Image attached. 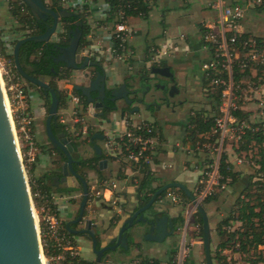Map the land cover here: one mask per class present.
I'll return each mask as SVG.
<instances>
[{
    "label": "built area",
    "instance_id": "obj_1",
    "mask_svg": "<svg viewBox=\"0 0 264 264\" xmlns=\"http://www.w3.org/2000/svg\"><path fill=\"white\" fill-rule=\"evenodd\" d=\"M43 1L49 7L54 5L80 14L82 24L84 22L89 26L92 23H97V20L102 17H110L109 26L107 25L110 43L107 49L108 54L107 56L96 54L98 60L104 58L107 61L110 58L124 60L130 54L128 42L133 37L134 30L129 22L132 15L127 12L139 10L141 1L146 4L149 2V0ZM178 1L185 3L188 0ZM207 7L212 11L213 16L212 19L202 22V39L208 49L209 57L201 67L205 80L204 93L209 99V103L205 110H200L199 118L202 122L212 120V126L205 131L196 130L194 134H190L186 130L187 142L176 141L171 143L168 149L171 153L182 151L194 158L191 166L197 171V176L191 191L198 203H202L208 197L228 188L226 182L221 181L224 178L220 170L223 156L225 162H230L233 165L242 164L244 158L236 154L234 148H240V144L245 142V136L249 131H257L259 124L264 125V102L260 100H264V97H261L264 94L255 96L259 89H264L262 81L264 35L241 30L242 21L249 13L264 11V0H209ZM142 13L141 10L138 11V15L142 16ZM62 30L63 27L60 26V32ZM29 31V28L25 26L24 29L18 31L17 35L27 36ZM15 36L4 35L0 29V43L9 56H13V46L17 40ZM166 54V48L151 47L146 62L148 64L158 63L161 57ZM9 56L0 58V73L4 78L2 83L6 91L11 94V100L8 98L7 100L14 116L16 126L14 131L18 133L19 139L21 138L25 142L27 149L25 155L32 163L35 159L31 156V151L32 149L36 150L37 147L33 132L34 118L27 103V82L17 72ZM235 68L240 72L249 69L253 76L256 75L255 72L258 68H261L262 73L257 77L256 82H251L249 79H242L238 82L234 78ZM63 96L65 100L57 111L58 122L63 126L67 136L82 146L90 147L91 135L97 126L89 121L87 104L82 102L81 96L74 91L73 87L65 89ZM217 96L219 101L212 109L210 102ZM251 102H254L257 108L250 106ZM258 110L259 117L253 114ZM238 111L248 113V115L238 116L236 114ZM195 112L193 111L191 114L195 115ZM11 120L13 124V119ZM122 120V129L98 126V132L103 135L99 146L102 151L100 159L105 158L107 163H118L129 171L135 181L145 172L155 175L153 166L156 163L162 168L172 166L171 163H163L160 160L163 151L167 149L164 139L153 122L137 121L133 116H125ZM90 149L92 148L90 147ZM182 168L183 170L187 169V165L183 164ZM87 185L86 214L91 213L97 204L108 206L115 218L125 212V207L114 196V191L117 188L116 182L97 173L94 182H87ZM30 196L31 201L32 199L38 201V205L33 207L44 264H77L78 259L81 258L80 248L65 229L60 214L75 200L78 199L80 202L81 188L80 192L74 194H70L66 190L38 189L34 194L30 193ZM162 197L172 205L184 206L182 197L176 188L167 189ZM190 204L186 209L187 213L182 216L179 239L173 254L167 255L164 259L136 254L126 264H196L191 259V255L195 250L196 243L199 242L202 245V239L197 241L191 237V227L195 225L192 213L196 207L191 201ZM234 248L237 252L239 251L238 244H234ZM226 253L227 247L220 250L223 263H225Z\"/></svg>",
    "mask_w": 264,
    "mask_h": 264
},
{
    "label": "water",
    "instance_id": "obj_2",
    "mask_svg": "<svg viewBox=\"0 0 264 264\" xmlns=\"http://www.w3.org/2000/svg\"><path fill=\"white\" fill-rule=\"evenodd\" d=\"M25 3L30 13L35 18L46 20L51 17L52 24L47 26L43 33L31 34L17 39L13 46L14 65L21 77L46 91L49 94L50 103L44 122V131L49 144L57 148L65 157V162L60 168L61 177L55 176V182H63L60 187L76 186L82 190V198L79 202L77 216L65 222V228L73 236H89L91 239V250L95 255V264H104L108 259L106 251L120 247L124 252L130 250V242L134 239L142 238L147 242L160 243L173 232V222L168 213H163L161 208L156 207L158 198L169 188L182 190L189 201L196 207L202 218V246L206 264H213L211 258V230L207 212L201 203H198L191 189L183 182L174 180L161 185L152 194L143 206L127 214L119 225L115 235L111 236L108 242H103L110 227H104L101 222L86 216V205L88 199V185L86 180L75 168V160L71 153L78 150V144L64 132L55 134L52 124H56L59 98L55 88L50 86V76H33L26 73L19 63V49L25 42L48 44L51 37L57 33L58 20L60 18L76 17L74 12L60 8L53 9L45 4L43 0H20ZM82 22H75V27L68 31V43L58 48V54L54 56V62L63 63L68 69H83L87 66H99L96 60H91L89 55L80 54V39L82 36ZM83 60L81 63H79ZM53 71V68L51 69ZM152 73L162 76H172L168 66L152 67ZM106 73L98 71L96 77L86 84H72L74 90L82 94L86 100L88 114L98 120L99 124H110V115L116 112L121 113L123 118L124 109L118 105L122 100L125 105L139 103L140 98H131V92L126 82L115 84L110 88L109 101L113 103L108 107L103 105L106 93ZM134 86L133 89H135ZM137 89V88H136ZM97 92L96 97H92L91 92ZM137 93L133 90L132 93ZM106 110V111H105ZM138 110L135 108L133 111ZM96 111L100 113L97 114ZM95 112V113H94ZM103 135L96 132L91 136L92 148L95 155L101 156L102 151L95 140H101ZM107 160L98 161L99 169L105 168ZM95 213V209L93 210ZM161 213H163L161 215ZM161 215V216H160ZM108 241V240H107ZM41 246L39 244L37 227L32 212V202L30 190L23 168L19 152L16 147L15 138L12 131L10 117L8 114L5 95L0 79V264H42ZM109 264V263H107Z\"/></svg>",
    "mask_w": 264,
    "mask_h": 264
},
{
    "label": "crops",
    "instance_id": "obj_3",
    "mask_svg": "<svg viewBox=\"0 0 264 264\" xmlns=\"http://www.w3.org/2000/svg\"><path fill=\"white\" fill-rule=\"evenodd\" d=\"M209 0H188L187 2L183 3V8H186L190 6V4L194 5L195 12L199 10L202 12L203 10H206L207 7V2ZM169 0H149L147 7L149 9L148 11V16L144 17L143 15H132L129 19L130 25L132 26L134 30V35L133 37L129 40L128 46L130 48V54L124 59V60H117L110 58V60H106L104 58L99 59L97 58V55L101 56H107L108 52L107 49L110 45L109 43V31L107 25L109 24V17H102L99 20H97V23H92L91 24V30L89 28V33L85 37L86 43L85 45L79 46L80 47V54L81 56L83 55H89L91 60H97L100 63L103 64L106 76H107V84L109 87H113L115 84L119 85L123 82H132L133 77L138 73L140 70L144 69H150L152 67V64H148L147 58L149 54V49L151 47L155 48H166L167 49V54L161 57L160 61L158 63L153 64L155 67H163V66H168L170 69L171 74L175 75L178 79V86L180 87V91L183 92V96L185 97V104L184 108L181 112L178 110L174 113L173 115V123H164L161 120H158L152 116H149L147 114H136L133 117L136 118V116L146 115L149 116V118H143L141 120H148L150 122H153L156 126V128L159 130V133L161 137L165 141V148L167 150H164L162 155L160 156V160L163 161V163H171V167L167 168H162L160 165H154L153 168L155 169V175H153L155 178V181L152 182L153 186H156L160 184V182L166 183L168 181H180L183 182L182 179H177L176 176L167 180L165 178V174L163 175L162 173L164 171H185V172H190V173H195L194 180L197 176V171L195 170L194 167H192V161L194 158L192 156L186 155L182 151H176L175 153H171L168 151L170 144L176 142V141H182V142H187V135H186V126L185 122H187L190 114L193 111H200V110H205L207 107V104L209 103V99L206 97L204 93V85H205V80L203 76V70H202V63L208 59L209 53L208 49L206 47V44L203 42L202 39V22L205 20L202 18L197 20L196 17H192V14L188 17L189 19L186 21H183L181 18H179L178 21L179 23H169L166 20L165 14L168 12L169 8ZM160 6V11H161V16L156 19L157 24L159 25V29H149V22L151 19V14L152 11L159 8ZM246 18H249V14L247 15ZM245 18V19H246ZM242 23L244 22V20ZM201 20V21H200ZM183 21V22H182ZM191 25V26H189ZM109 26V25H108ZM242 26V25H241ZM256 27L257 24H254ZM96 29L97 32H95L93 29ZM1 30L3 28H0ZM244 32L248 33H256L257 31H252V30H245L242 29ZM258 32H261L262 29H257ZM4 35H8L10 37H13L15 33L18 34V31H13L11 34L10 32L2 31ZM99 33V34H97ZM101 35L100 38L96 39H91L93 38V35ZM261 34V33H259ZM258 34V35H259ZM17 39L21 38V36L16 35ZM91 37V38H90ZM54 41H57L56 37L52 38ZM97 54V55H96ZM104 59V60H103ZM77 79H75L74 82L82 81L80 76H82V72L79 70L74 71ZM72 75V74H71ZM168 77V76H166ZM62 82H66L67 80L65 79H60ZM85 81V80H84ZM86 82V81H85ZM190 83L195 85L193 87V90L189 88ZM199 89L200 96L204 98V105L203 106H198L197 108H191L189 102V97L187 95L188 92L193 93L194 89L196 90ZM35 93H32L34 92ZM40 93L37 89V87H32L28 86V106L29 110L31 111L33 115V120L35 121V124L37 127L39 126L40 120L44 117L45 114V98L40 95L41 97H38V94ZM197 95V94H195ZM38 98V104L34 105L32 104V99L31 97ZM180 96H176L178 98ZM199 96L196 97V99ZM122 104V100L118 101V105ZM60 109V108H59ZM191 110V111H190ZM121 113L116 112L114 114L110 115L111 122L110 124H99L98 120L94 119L93 117L89 116V121L92 124H95L97 128L92 132V135L96 132H98V126L101 125L102 128H109V129H122L123 128V118L121 117ZM46 118V116H45ZM136 120V119H135ZM139 121V120H137ZM170 129L172 130L170 133ZM38 130V129H37ZM91 135V136H92ZM47 141V139H46ZM101 141V140H100ZM38 144L36 145L38 148L34 152V162L28 163V168L31 169V174L33 175L34 178H40L44 174H48L50 172V163L54 159L49 151V146L46 144L47 142L37 140ZM97 143V140H96ZM98 144V143H97ZM100 146V144H98ZM78 144L79 148L85 147ZM91 147V145H90ZM89 150L90 148L87 147ZM92 151V150H91ZM94 153L91 152L92 156ZM183 164L187 165V169L183 170L182 166ZM58 170L57 165L53 167L52 170ZM101 173L99 175H104L114 182L117 183V188L114 191V196L120 202L124 207H125V212L120 216V217H114L113 212L110 217L107 219H104L101 217L100 214L93 213V211L89 214H86L87 217L94 218L95 221L101 222V224L105 227L107 226V223L110 219L112 220H123L124 218L127 217V214L131 213L133 208L138 205V201L136 199V183L138 180L141 178L139 177L136 179L137 181L134 180V178L130 175L129 171L127 169H124L121 165L118 163H111L108 162L105 168L100 169ZM236 170V169H235ZM60 172V170H58ZM237 171V170H236ZM184 173V172H183ZM185 181H189L186 180ZM186 184V182H183ZM162 184V183H161ZM195 182L193 183L192 187L194 186ZM192 189V188H189ZM38 190V189H37ZM51 190L54 191H59V190H64L58 183L53 184L51 187ZM106 195H108V192H106ZM73 206V205H72ZM79 206V204H78ZM76 206V208L78 207ZM103 210H111L108 206H100ZM180 205H168L167 212L170 216H177L178 213H180L179 210ZM74 206H73V212H68V214L64 215L66 213V210L62 211L60 216L63 219L64 225L65 222L68 220H72L77 216L76 210L74 211ZM96 209V208H95ZM183 216V215H182ZM115 222V221H114ZM111 223V224H112ZM121 223H113V225H110V231L107 232V236L104 239L103 242H106L111 236L115 235L117 232V229ZM71 236L73 237V240L75 242L78 241L76 237H74L72 234ZM134 242L136 243L132 249V256L135 254L145 256V257H154L156 259H164L167 257V255L170 252H164V255L162 256H157V255H148L143 253L142 248L148 247L149 251H159V248L155 244L151 243H145L142 244L139 239H134ZM90 244V243H89ZM79 247V246H78ZM131 256V257H132ZM86 259V258H85ZM93 259V258H91Z\"/></svg>",
    "mask_w": 264,
    "mask_h": 264
},
{
    "label": "trees",
    "instance_id": "obj_4",
    "mask_svg": "<svg viewBox=\"0 0 264 264\" xmlns=\"http://www.w3.org/2000/svg\"><path fill=\"white\" fill-rule=\"evenodd\" d=\"M53 9H58L57 6L52 5ZM143 12L142 15L144 17L148 16V7L146 2H142L139 5V10L136 11H129L127 12L130 15H138V11ZM9 11L11 16L16 20L17 23L21 25L20 28L24 29L25 26L29 28V33L26 35L31 34H39L43 33L46 29V24H38L35 21V18L30 13L28 7L25 3L20 2V0H12L9 1ZM80 21L82 22V17L80 14ZM110 19V17H109ZM74 20L73 18H67L66 20H62L65 31L58 33L59 41L62 45H66L68 43V31L71 28H74V25L70 23V21ZM89 25L83 22L82 25V36L80 39L79 46L85 45L86 40L85 37L89 33ZM203 28V27H202ZM55 43L56 41L46 43H35L32 41L25 42L21 45L19 49V63L22 67V69L33 76H40V75H49L50 76V86L55 88L57 91V96L59 98V105L60 108L63 104L65 98L63 96L62 90H60L56 84V80L65 79L68 78V72L69 70L63 63H56L54 62V56H56L55 52ZM6 56H9L5 53L4 48L2 47L0 43V58H5ZM14 64V57L9 56ZM53 68V71L51 69ZM261 68H258L257 72H255L256 75L253 76V73L250 72L249 69H245L244 71H241L239 69H234V78L236 81H240L242 79H249L251 82H256L257 77L261 75ZM262 81L264 82V75L262 77ZM27 82V81H26ZM29 86L35 85L27 82ZM40 94L45 98V101L47 102L48 106L50 103V97L49 94L46 95V91L41 90L40 88H37ZM219 99L218 96L210 102V107L212 109L215 108L216 103H218ZM48 109V108H47ZM202 111V110H201ZM201 111H196L195 115L190 114L188 118V126L186 127V130L190 134H194L196 130L205 131L210 129L212 126V120H208L207 122H202L199 118V114ZM238 116H247L248 113H244L242 111H238L236 113ZM52 130L55 134H58V132H64L63 126L56 121V124H52ZM254 141L256 145H258V157L255 159L256 164L258 167L256 168V174H262L264 176V125L259 124V129L257 131H249L247 135L245 136V142L240 144L241 147H245L246 144H248L251 141ZM78 144V143H77ZM50 149V148H49ZM102 156H97L93 154L91 157L84 159L81 161L80 166H77L74 164V168L77 171H80L84 176V169L88 170H94L98 174L101 173V170L97 166L98 160ZM63 159H65L63 157ZM225 157L223 156L220 170L221 174L224 176V178L221 180L222 182H226V184L229 186L233 185L235 182L238 181L240 173L234 169V165L230 162L224 161ZM61 159H53L52 163L57 164L58 170L61 168ZM56 169L50 171L48 174L42 175L40 178H34L33 175L29 176V186L31 193L34 194V192L39 190H49L52 187L51 183V175L55 174ZM29 174H31V169L28 170ZM253 175H250L248 177V185H254L256 187V192H254L252 195H248V199L245 197L238 198V201L236 202V208L231 210L230 215L225 218L220 225L217 227V235L220 238V242L217 245V248L214 249L212 252L215 253V255L211 256L212 259L217 257V260H220L222 256L220 255V250L228 247V245H234L238 244L239 251L242 253H246L249 250H253L256 254L255 258L252 259L253 264H257L259 262L264 264V188L263 183L260 181H252ZM155 178L152 174L145 172L141 178L136 183V199L138 201V205H136L132 212L135 211L138 207L143 206L146 204V202L149 200V198L152 196V194L156 191L157 188H159L161 185H163V182H160V184L153 186L152 182L155 181ZM162 183V184H161ZM177 189V188H176ZM166 191V190H165ZM165 191L162 193V195L165 193ZM180 196L182 197L183 202L189 201L186 194L180 190L177 189ZM162 195L160 197H162ZM159 197V198H160ZM215 195H212L208 197L205 202H209L210 199L214 198ZM158 198V199H159ZM35 205H38L37 199H34ZM239 221L241 222L242 226L239 231H233L230 232L223 228L224 225H229L231 221ZM195 222L200 224V235L202 236V218L199 214V212H196L195 215ZM113 225V223L111 224ZM68 231V230H67ZM70 234V233H69ZM259 246H262V248L259 249ZM175 252V248L169 253L168 255H171ZM77 264H93L89 260H85L82 258L78 259Z\"/></svg>",
    "mask_w": 264,
    "mask_h": 264
},
{
    "label": "rangeland",
    "instance_id": "obj_5",
    "mask_svg": "<svg viewBox=\"0 0 264 264\" xmlns=\"http://www.w3.org/2000/svg\"><path fill=\"white\" fill-rule=\"evenodd\" d=\"M9 1H12V0H0V28H3L2 31L4 30V31H6V33L10 32V34H11L13 31H20L22 28H20L21 25L19 23H17L16 20L10 14ZM98 1L101 2V0H98ZM168 3H169V5H168L169 10L165 14V17H166V20L171 24L176 23V21H177V23H179L180 22V21H178L179 18H181L183 21H185V20L187 21L189 19L188 17L191 14H192V17H196L197 20H199V19L202 20V18L205 20H210V19H212V16H213L212 11L207 9V8H206V10H203L202 12H200L199 10H197V12H195L193 4H190V6L183 8V6H182L183 4L181 3V1L169 0ZM82 16H84V15H82ZM160 16H161V11H160V6H159V8L152 11L151 19L149 22V29L150 30L151 29H155V30L159 29V25L157 24L156 19H158ZM254 24H257V26L255 27ZM189 26H191V25H189ZM89 28L91 30V27H89ZM241 28L245 29V30H252V31H257V32H258L257 29H262V31L259 32L261 34H259L257 32L255 34L264 35V11L263 12H255L254 11V12L249 13V18H246L244 20ZM93 30L95 32H97L95 28ZM97 34H99V33H97ZM97 34H94L93 38H91V37L90 38L93 40L96 38H100L101 35L99 36ZM15 35H17V33H15ZM74 73H75L74 71L71 72L72 77L70 78V80L67 78L68 81H66V82H63V81L61 82L60 80H56V84H57L58 88L60 90H62V93L65 92V89L68 90L69 88H71L72 82L75 79H77L76 76H73ZM0 74H1V76H0L1 79L4 82V78L2 76V73H0ZM28 86L29 85L27 84V87ZM194 86L195 85L190 83V86H188V87L193 90ZM3 87H4V94L6 96V99L8 98L11 100V94L6 91L4 84H3ZM32 87H34V86H32ZM258 91L259 92L257 94H255L256 97L264 94V89H259ZM32 93H35V91ZM37 94H38L39 98L41 97L40 95H42L40 93H37ZM195 94H197V95H195ZM199 94H201V93H200L199 89H197V88H196V90L194 89L193 93H190V92L187 93L189 100H190L189 102H191L190 103L191 108H197L199 105L200 106L204 105V102H202V101H204V98L202 96H200ZM197 96H199V97L196 99ZM261 97H264V96H261ZM31 99H32V104H34V105L38 104V98H35L33 96V97H31ZM260 100L262 102H264L263 99H260ZM44 102H45V109H44L45 114H44V117L40 120L38 127L35 124V121L33 120L34 121L33 122V124H34L33 125V130H34L33 132L35 135L34 141H35L36 145L38 144V142H36L37 140L48 142V141H46V135H45V131H44V122H45V116L47 115L48 104L46 101H44ZM7 104H8V101H7ZM250 106L257 108L256 104L254 102H251ZM8 107H9V113H11V119H13V125H14V127H16L15 123H14V118H13L14 116H13V113L11 111V107L10 106H8ZM253 114L255 116L258 115L257 117L260 116L259 110ZM143 118H149V116L141 114L140 116H136L135 119L141 120ZM171 131L172 130L170 129L169 133ZM15 134H16V141H17L16 144H18L17 148H19L20 158H21L24 170H25V174H26V178H27V182H28V186H29L30 174L28 172L29 168H28L27 163H29L30 161L28 160V156L25 155L26 154L25 150H27L25 147L26 144L21 138L19 139L18 133L15 132ZM97 143L101 145L100 140H97ZM88 148H90V147H88ZM84 150H85V147L80 151L82 155L84 154V156L90 155L92 152L91 149L87 150V152ZM257 151H258V145H256V143H254L253 140L251 142H249L248 144H246L245 147L240 146L239 149L234 148V152L236 154H239L240 156H242L244 158V162L242 164H240V165L235 164L234 165V169H236L240 173L238 181L235 182L233 185L229 186L226 190H224L222 192H217L215 194V197L210 199L209 202L203 201L201 203L207 212L209 224H210L211 256L215 255V253L212 251L217 248V245L220 242V238L217 235L218 225H220V223L230 215L231 210L236 208V206H237L236 202L238 201V198L241 199L244 197V200H245V197L247 199L249 198L247 194L252 195L254 192H256V190H255L256 187L254 185H251V186L248 185V183H247L248 177L250 175H253L254 177H253L252 181L262 182L263 188H264V176L262 174H259V175L256 174V168L258 167V165L255 162V159L258 157ZM31 152H32L31 156L34 157L33 154L35 152V149H32ZM52 157L55 159V157L53 155H52ZM56 165L57 164H54L51 162L50 163V168H51L50 171H52L53 167H55ZM162 174L163 175L165 174V178L167 180H169L175 176L177 179H182L183 182H186V184L185 183L184 184L188 188H192V185L195 182L194 177L196 175L193 172L190 173L188 171L185 172V171H177V170H175V171H172V170L171 171H164ZM95 176H97V173H95L94 171L84 169V178L86 179L87 182H89V183L94 182ZM185 179L189 180V181H185ZM65 188L66 189H64V190L70 192V194L80 192V188H78L76 186H72V187L67 186ZM29 190H30V186H29ZM30 193H31V190H30ZM78 201L79 200L77 199L72 204H69L67 209H66V213L64 215L68 214V212H71L73 210V206L75 207L74 211L75 210L77 211L78 207L76 208V206H78V204H79ZM32 202H33V206H34L35 204H34L33 199H32ZM183 203H184V206L179 207V210H180V212H182V215L187 213L186 209L191 205L190 201H186V202L184 201ZM33 210H34V207H33ZM196 212L197 211L195 210L192 213V216L194 219H195ZM95 213L97 215L101 213V217H103L104 219H107L108 217L111 216L112 211L109 209L103 210L97 204L96 209H95ZM34 215H35V212H34ZM116 221L117 220H113V223H117V222L121 223L122 222V220H119L117 222ZM106 223L107 222H105V224ZM241 226H242L241 222L233 220L229 223L228 226L224 225L223 228H225L226 230H228L230 232H233V231H239L241 229ZM106 227H108V225ZM179 234H180V230H178L177 233L173 237L168 238L163 244L156 245L159 248V251H149L148 247L142 248V251H143V253L148 254V255L162 256V255H164V252H170L174 248L177 247ZM191 237L196 239L197 241H200L199 239H202V237L200 235V224L197 222H195V225L193 227H191ZM76 238L78 239V241L76 242V245H78L80 248L79 252L81 253V256L83 258H86V259L93 258V252L91 250L90 244L83 239H80L78 237H76ZM139 241H141L142 244L146 243L142 238H140ZM233 248H234V245H230V244L228 245L227 253H226L225 258H224L225 263L222 262L223 261L222 259L217 260V257H215L214 259H212L213 264H253L252 259H254L256 256L255 255L256 253L253 250H249L246 253H242L240 251L237 252L236 248H234V249ZM260 248H262V246H259V249ZM131 251H132V249L124 252V251H122V249L120 247H117L116 249L110 250L108 252V257H109V259L114 261L115 264H126V263H128V261L130 260V258L132 256ZM191 257H192L191 259H193V261L196 264H204V262H205L204 250H203V246L199 242L196 243L195 250L192 253ZM257 264H263V263L259 262Z\"/></svg>",
    "mask_w": 264,
    "mask_h": 264
},
{
    "label": "flooded vegetation",
    "instance_id": "obj_6",
    "mask_svg": "<svg viewBox=\"0 0 264 264\" xmlns=\"http://www.w3.org/2000/svg\"><path fill=\"white\" fill-rule=\"evenodd\" d=\"M58 9H60V8H58ZM58 9H55V10H58ZM75 14L77 16L74 17V20L70 21V23L73 24L74 27H75V22H77L78 20L80 21V16H78V13H75ZM69 18H73V17H69ZM66 19L67 18H60L58 20L57 33L55 35H53L51 37V40H50V42H52V41H54L52 39L53 37L57 38V41H56L57 43H55L56 55L58 54V48L62 47V46H65V45H62L60 43V41L58 40L59 39L58 33H61L63 31H65L63 29L60 32V26L65 28L62 20H66ZM35 21L37 23V26L40 23L41 24H46L47 26H50L52 24L51 17L47 18L46 20L35 18ZM71 29H69V30H71ZM82 61L83 60L81 59V61L79 63H81ZM97 62L99 63V66H87V67H85L83 69H68L67 68L69 70L68 79L70 80V78L72 77L71 76V72L72 71L79 70L80 72H82V76H80L82 81L80 80L77 83L74 82L73 84H86V83H88L91 79L96 77V74H97L98 71H102V69L104 70L103 64L100 63L99 61H97ZM58 63H61V62H58ZM152 67H154L153 64H152ZM151 68L138 71V73L133 77V81L127 83L128 86H129V89H131L130 90V92H131L130 97L131 98H136V96H137V98H140L142 101H140L139 103H133L131 105H125L124 102L122 101V104L119 105V106L123 107V109H124L123 117H125V116L126 117L134 116L136 114L142 113V114H147L149 116H152V117H154V118H156L158 120H161L164 123H173L172 119H173L174 113L177 110L179 112H181L183 110L184 104L186 102L185 97L183 96V92H181L180 89H179L180 87L178 86V79H177V77L174 74L172 76H168V77L162 76V75H159V74H154V73H152ZM68 79L65 78V80H67V81H68ZM105 81H106L107 89H106V93H105V99L103 100V105L107 106V108H108V107L112 106L113 103H111L109 101V97H110L109 91H110L111 87H109L108 84H107V77H106ZM134 86H136L137 89L136 88L133 89ZM133 90H136L137 93H134V92L132 93ZM74 91L81 96L82 102L84 104H87L84 96L82 94H80L78 91H76V90H74ZM91 95H92V97H96L97 92L93 91V92H91ZM176 96H180V97L175 99ZM135 108H137L138 110L133 111L131 113L130 110H134ZM96 112H97V114L100 113L99 111H96ZM91 117H93V116H91ZM56 121H57V119H56ZM187 125H188V120H187V122H185V126L186 127H187ZM58 133H60V132H58ZM91 142L92 141L90 139V145H91V148H92V143ZM95 142H96V140H95ZM47 144H48V146L50 148L49 151H50L51 155H53L55 157V159H61L62 160L61 161V165H62V163L65 162V159H63L64 155L61 152H59L57 148H54L48 142H47ZM87 147L88 146H85V150H84L86 152L88 150ZM81 150H82V148L78 147L77 151H74V152L71 153L72 157L75 160L74 164H76L77 166H80L81 161H83L84 159H87V158L91 157L90 156L91 154L87 155V156H84V154L82 155L81 152H80ZM92 152H93V150H92ZM77 172L83 176V174L80 171H77ZM55 176L61 177V173L58 170H56L55 174L51 175L52 186L55 183H58V185H61L64 181L62 183L61 182H55L53 180V177H55ZM83 178H84V176H83ZM62 188L66 189L64 187H62ZM169 204L170 203L166 199H163V197H161V200L159 198L158 202L155 204V206H153V208L156 209V207H158V208H161L163 213H168L167 212V208H168ZM163 213H161V215ZM169 218L173 222V232L171 233V235L166 237L165 240L163 242H160V243L147 242V241H145V242L151 243V244H155V245H160V244H163L168 238L173 237L177 233V231L179 230V228H180V226L182 224V212L178 213L177 216H173V217L169 215ZM111 223H112V220L110 219L107 222L108 227H110ZM64 227H65V225H64ZM70 235H71V233H70ZM80 239H83V240L87 241L88 243H90V247H91V239H90L89 236H81ZM109 241H110V239H108V241H106L107 245H108ZM136 243L133 240H131L130 247H133ZM108 252H109V250L106 251L105 254H108ZM80 256H81V253H80ZM81 258L85 259L82 256H81ZM94 259H95V255L93 254V259H85V260H89L93 264H95ZM107 263L115 264L114 261L109 259V257H108L107 260L104 261V264H107Z\"/></svg>",
    "mask_w": 264,
    "mask_h": 264
},
{
    "label": "bare ground",
    "instance_id": "obj_7",
    "mask_svg": "<svg viewBox=\"0 0 264 264\" xmlns=\"http://www.w3.org/2000/svg\"><path fill=\"white\" fill-rule=\"evenodd\" d=\"M1 83H2V80H1ZM2 87H3V83H2ZM3 91H4V88H3ZM5 95V94H4ZM5 100H6V104H7V99H6V96H5ZM7 109H8V114H9V117H10V113H9V107H8V104H7ZM10 122H11V126H12V131H13V135H14V138H15V142H17L16 141V134H15V131H14V126H13V124H12V120H11V117H10ZM16 147H18V144H16ZM19 148H17V150H18ZM18 152H19V150H18ZM19 157H20V154H19ZM32 202V201H31ZM32 212H33V217H34V220H35V224L37 225V221H36V215H34V210H33V204H32ZM41 259H42V264H44V258H43V256H42V254H41Z\"/></svg>",
    "mask_w": 264,
    "mask_h": 264
}]
</instances>
